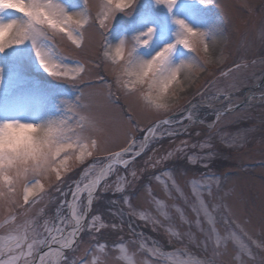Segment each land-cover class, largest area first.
I'll use <instances>...</instances> for the list:
<instances>
[{"label": "rangeland", "instance_id": "374dc122", "mask_svg": "<svg viewBox=\"0 0 264 264\" xmlns=\"http://www.w3.org/2000/svg\"><path fill=\"white\" fill-rule=\"evenodd\" d=\"M57 2L69 13L80 10L81 0ZM97 3L98 0H89L93 15ZM21 19L20 14L12 10L0 11V22ZM176 20L184 21L195 31L218 29L222 39L217 47H223L228 56L221 66L223 70L227 71L235 64L243 66L227 78L201 74L180 102V107L190 110L196 122L184 118L187 111L174 109L167 113L170 118L173 116L172 127L178 134L169 136L165 133L137 157L135 167L140 178L133 181L124 193L110 189L94 200L88 219L100 215L109 227L99 233L89 234L85 231L80 234L75 251H65V256L70 261L75 260L76 264L90 262L93 256L97 258L98 264H118V253L113 250V245L121 242L126 243L130 251H137L139 242L143 241L148 248L155 246L164 253L179 251L181 256L190 253L199 259L208 257L214 245L209 242L205 251V232L210 229L203 215L199 218V227L196 225L197 216L192 208L196 199L189 186V181L193 179L211 184V196L205 189L203 199L213 212L216 228L221 235L230 229L239 233L236 228L239 224L253 240L264 241V99L261 98L264 95V63H261L264 59V0H209L206 6L200 0H176L171 11L157 4L156 0H135L126 12L115 15L106 39L112 45L123 40L131 46L134 37L152 28V39L148 46L138 48L135 52L137 57L149 59L178 39L180 29ZM101 44L97 26L93 24L85 30L82 48L74 49L66 42H58L59 48L67 56L66 64L72 66L79 62L86 68L83 79L75 84L55 79L46 73L37 61L31 41L26 40L22 45H14L0 53V121L43 125L62 115V101H72L78 104L77 118L82 115L94 121L102 130L100 139L106 141L108 147L119 150L126 146L131 137L138 143L142 141L145 133L140 128L146 129L162 116L142 111L133 96L126 97L117 89L113 77L101 64ZM191 55L177 44L170 58L171 63L175 66ZM252 61H256L255 65ZM214 70L219 72L215 66L209 68L210 72ZM99 77H103V81ZM207 81L214 82L207 84L202 95H195ZM229 85L234 87L228 88ZM255 86L257 88L249 91L250 87ZM225 88L232 94L230 101H225L223 96L218 100L211 99L218 89ZM243 96H248V104L234 109L214 123L218 110L226 108L228 104L235 105ZM77 97L80 99L77 100ZM188 100H191V104ZM191 105L196 107L192 108ZM182 141H186L187 146L183 153H177V158L169 159L155 168H146L144 161L149 156L154 162L178 146H183ZM204 143L211 147L202 149L200 145ZM190 155L198 158L195 163L188 162L187 157ZM90 163L91 160L86 161L65 177V183L61 185L63 195L55 191L53 186L49 189L50 196L36 204L26 216L19 217L16 223L29 218H37L41 225L45 219L55 222L60 202L72 199L70 186L74 187L73 182L79 180L82 169ZM141 168L146 170L140 173ZM165 171L171 172L183 197L172 188L169 177L161 175ZM117 174L126 175V171L121 168ZM117 174L110 176L108 183L112 184ZM158 175H161L160 181L155 179ZM162 181L168 184L170 196L164 191ZM125 196L131 208L124 204ZM155 200L163 201L165 207L158 210ZM41 209L43 214L37 216ZM133 210L148 212L159 223L155 226L145 223L131 214ZM161 211L168 213V219L160 214ZM181 212L184 219L181 218ZM5 215L0 212V219ZM61 215L69 217L67 205L61 209ZM225 219L228 224L224 223ZM112 224L117 227L113 229ZM10 227L0 228V235H6ZM168 227L180 233L179 239L169 236L166 231ZM245 242L251 245L246 237ZM98 243L106 245L103 252L95 250L94 246ZM252 250L257 252L255 247ZM44 251L47 248H42L41 254ZM234 252L235 248L229 242L222 264H229ZM257 255L259 258L264 253L258 252ZM135 260L136 264H168L165 257L152 256L147 251H138ZM256 264H259V259Z\"/></svg>", "mask_w": 264, "mask_h": 264}, {"label": "snow or ice", "instance_id": "6c2138e0", "mask_svg": "<svg viewBox=\"0 0 264 264\" xmlns=\"http://www.w3.org/2000/svg\"><path fill=\"white\" fill-rule=\"evenodd\" d=\"M156 3L164 5L171 11L176 0H156ZM200 3L206 6L209 0H200ZM133 4L134 0H98L93 15L89 0H81L80 10L71 13L66 11L57 0H0V11L12 10L22 17L20 21L0 22V53L14 45H22L26 40L31 41L37 61L46 73L55 79L75 84L83 79L82 74L86 68L79 62H75L72 66L66 64L67 56L59 48L58 42L63 41L74 49H80L84 44L86 28L90 24L96 25L102 40L101 64L113 77L117 89L126 97L133 96L142 111L154 116H162L146 129L140 128V131L145 133L142 141L138 143L134 137H131L126 146L114 150L108 147L106 141L100 139L102 130L94 121L82 115L77 118L78 104L62 101L64 105L62 115L46 124L36 125L40 129V135L28 148L8 153L0 151V212L7 214L0 219V228L11 225L6 235H0V264H76L75 260L70 261L65 256V251H75L80 234L85 231L89 234L99 233L109 227L102 221L100 215H93L88 219L94 200L110 189L124 193L133 181L140 178L135 167L137 157L165 133L169 136L178 134L173 129V121L167 113L174 109L187 111L184 118L196 122L193 120L192 112L181 108L180 102L185 99L188 90L196 84L201 74L227 78L243 66L235 64L227 71L223 70L221 66L228 56L223 47L219 49L217 47L222 39L218 35V29L213 28L210 32L195 31L182 20L175 21L180 29L175 43L164 46L149 59L137 57L135 52L138 48L148 46L152 39V28L134 37L131 46L123 40L115 45L110 44L106 39V33L115 15L118 12H126ZM177 44L192 55L173 66L170 58ZM255 63L256 61H252L253 65ZM261 63H264V59ZM214 66L219 68L218 73L215 70L209 71V68ZM99 79L103 81V77ZM213 82L207 81L195 95H202L207 84ZM108 87L111 88V85L109 84ZM231 87L234 86H228ZM228 88L218 89L211 99L218 100L223 96L225 101H230L232 94ZM261 98L264 99V95ZM79 99L77 97V100ZM187 102L191 104V100ZM191 107L195 108L196 105ZM231 111H233L231 104L218 110L214 123L219 122ZM181 144L183 146H178L154 162L149 156L144 161L146 168H155L169 159L177 158V153L184 152L187 142L182 141ZM200 147L203 149L211 145L204 143ZM187 159L189 163H195L198 158L190 155ZM90 160L92 163L82 169L79 180L73 182L74 187L70 186L72 199L60 202L55 222L45 219L41 225L37 218H29L22 223H16L19 217L26 216L36 204L48 198L49 189L53 186L55 191L63 195L61 185L65 183V177L74 168ZM203 166L207 167V164ZM121 168L126 171V175L117 174L118 169ZM146 168L139 169V172H144ZM114 174H117L116 180L112 184L108 183V178ZM161 175L169 177L172 188L183 197L171 172L165 171ZM161 175L156 176L155 179L160 181ZM162 183H164V191L170 196L168 184L163 181ZM189 186L196 199V203L192 205L197 216L196 225L199 227L201 215L209 225L210 230L205 232L207 239L204 244L205 251L209 242L214 245L211 254L199 259L190 253L181 256L179 251L164 253L155 246L148 248L143 241L139 242L137 251H130L127 244L121 242L113 245V250L118 253L116 257L118 264H136L135 256L138 251H147L152 256H163L168 264H222V257L227 251L229 242L235 248L229 264H250V262L256 264L257 259L259 264H264V256L258 258L257 255L258 252L264 253V241L253 240L239 224L236 225L239 233L230 229L221 235L217 230L213 212L209 210L203 199L205 189L211 196V184L193 179L189 181ZM123 202L131 208L127 196L124 197ZM154 203L158 210L165 207L163 201L155 200ZM65 205L69 210V217L61 215V209ZM42 214L43 209L37 216ZM131 214L154 226L159 223L145 211L133 210ZM160 214L168 219L166 211H161ZM181 218L184 219L182 212ZM224 223L228 224V220L225 219ZM111 227L115 229L117 225L112 224ZM166 231L169 236L179 239L178 231L171 227L166 228ZM245 237L251 241V245L245 242ZM92 238L95 239V236ZM253 247L257 252L252 250ZM42 248H47V251L41 254ZM94 248L103 252L106 245L98 243ZM81 264H98V260L93 256L90 262L82 261Z\"/></svg>", "mask_w": 264, "mask_h": 264}, {"label": "clouds", "instance_id": "9594fccd", "mask_svg": "<svg viewBox=\"0 0 264 264\" xmlns=\"http://www.w3.org/2000/svg\"><path fill=\"white\" fill-rule=\"evenodd\" d=\"M36 125L38 124L0 121V151L8 153L28 148L40 135V129Z\"/></svg>", "mask_w": 264, "mask_h": 264}, {"label": "water", "instance_id": "95a60500", "mask_svg": "<svg viewBox=\"0 0 264 264\" xmlns=\"http://www.w3.org/2000/svg\"><path fill=\"white\" fill-rule=\"evenodd\" d=\"M240 105V104H239ZM239 105L235 106V108H237Z\"/></svg>", "mask_w": 264, "mask_h": 264}, {"label": "bare ground", "instance_id": "6f19581e", "mask_svg": "<svg viewBox=\"0 0 264 264\" xmlns=\"http://www.w3.org/2000/svg\"><path fill=\"white\" fill-rule=\"evenodd\" d=\"M111 44V43H110Z\"/></svg>", "mask_w": 264, "mask_h": 264}]
</instances>
